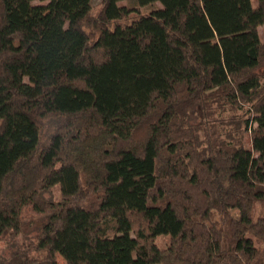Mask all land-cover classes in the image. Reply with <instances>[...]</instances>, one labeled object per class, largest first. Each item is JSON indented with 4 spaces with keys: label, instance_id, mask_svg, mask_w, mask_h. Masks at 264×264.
I'll return each mask as SVG.
<instances>
[{
    "label": "trees",
    "instance_id": "16d2710c",
    "mask_svg": "<svg viewBox=\"0 0 264 264\" xmlns=\"http://www.w3.org/2000/svg\"><path fill=\"white\" fill-rule=\"evenodd\" d=\"M119 1L0 0V238L31 206L17 264H264V0Z\"/></svg>",
    "mask_w": 264,
    "mask_h": 264
},
{
    "label": "rangeland",
    "instance_id": "374dc122",
    "mask_svg": "<svg viewBox=\"0 0 264 264\" xmlns=\"http://www.w3.org/2000/svg\"><path fill=\"white\" fill-rule=\"evenodd\" d=\"M254 4L255 0H251ZM103 0H93L92 10L93 15L97 16L102 7ZM35 4L44 5L48 4V1L40 2L35 1ZM120 6L126 7H138L139 14L132 15L130 19L126 23H131L132 20L137 19L139 16L149 14L154 11V9L163 8L160 2H154V4H150L147 6H143L142 8L138 4V0H121L118 2ZM261 39L264 41V27L260 28ZM264 72V68L262 70ZM229 113V112H228ZM233 113L238 117H241L245 114V111H230L229 116H233ZM227 114V113H226ZM219 117V114L217 115ZM61 125L60 119L56 117L49 118L48 121H45L42 128V143L46 145L50 142L52 134L55 129ZM142 135V132L139 133V136ZM247 139L245 142L246 148H252L251 137L248 133L246 135ZM43 199L48 203H57L62 200V195L59 186H54L53 189L47 192L42 193ZM53 213L52 211L39 213L31 206L24 208V211L21 216L22 228L18 234L16 233H8L5 237L0 238V259L10 264H17L20 262L22 258H26L27 256L30 259H43L44 253L42 251H37L41 237L42 230L44 225H46L50 220V217ZM136 224V227L137 228ZM157 245L160 249H166V247L170 244L171 239L169 236H158L156 239ZM58 257V264H66L65 260Z\"/></svg>",
    "mask_w": 264,
    "mask_h": 264
}]
</instances>
